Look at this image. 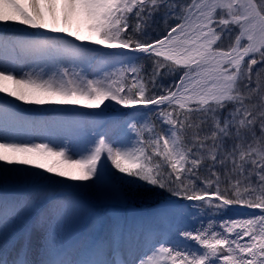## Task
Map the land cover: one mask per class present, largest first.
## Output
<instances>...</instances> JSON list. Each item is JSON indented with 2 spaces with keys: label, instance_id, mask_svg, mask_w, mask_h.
I'll return each mask as SVG.
<instances>
[{
  "label": "snow or ice",
  "instance_id": "6c2138e0",
  "mask_svg": "<svg viewBox=\"0 0 264 264\" xmlns=\"http://www.w3.org/2000/svg\"><path fill=\"white\" fill-rule=\"evenodd\" d=\"M0 264H264V0H0Z\"/></svg>",
  "mask_w": 264,
  "mask_h": 264
},
{
  "label": "bare ground",
  "instance_id": "6f19581e",
  "mask_svg": "<svg viewBox=\"0 0 264 264\" xmlns=\"http://www.w3.org/2000/svg\"><path fill=\"white\" fill-rule=\"evenodd\" d=\"M23 107L25 108H28L30 110H39L40 112H43L45 114H48V115H61V114H67V113H62V112H52L51 109L53 108H58V109H64V108H68L70 106H56V105H45V106H34V105H23ZM84 111H88V110H84ZM39 142V141H37ZM10 167H16V166H10ZM57 180H59L60 178H55ZM68 183H73V182H68ZM3 187H8L7 184H4ZM91 198V197H89ZM155 208H152V209H149L148 211H140V212H143V213H149V212H152ZM123 211L125 213H128L130 214V211L127 212V209H123Z\"/></svg>",
  "mask_w": 264,
  "mask_h": 264
},
{
  "label": "rangeland",
  "instance_id": "374dc122",
  "mask_svg": "<svg viewBox=\"0 0 264 264\" xmlns=\"http://www.w3.org/2000/svg\"><path fill=\"white\" fill-rule=\"evenodd\" d=\"M162 203H163V198H153V199H148V200H143V201H137L135 203V205L132 206L131 210L138 211V212L148 211L149 209L156 208L157 204L162 205ZM149 205H151V206H149ZM139 206H143V207H139ZM131 210L127 209V212H129Z\"/></svg>",
  "mask_w": 264,
  "mask_h": 264
}]
</instances>
